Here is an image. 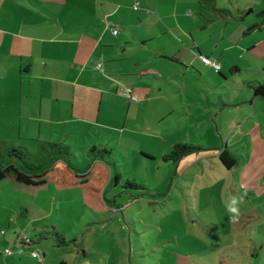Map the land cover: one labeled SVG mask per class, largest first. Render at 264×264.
<instances>
[{
	"label": "crops",
	"instance_id": "obj_1",
	"mask_svg": "<svg viewBox=\"0 0 264 264\" xmlns=\"http://www.w3.org/2000/svg\"><path fill=\"white\" fill-rule=\"evenodd\" d=\"M199 2L0 0V130L15 132L14 139L1 142L33 154L47 142L66 145L77 170L91 164L86 154L91 146L106 148L121 177L119 156L127 162L129 155L151 161L156 153L162 157L174 144L184 143L173 134L174 127L215 131L227 140L235 135L237 147L252 156V133L264 132V98L254 97L252 90L256 84L264 87V0H215L216 9L230 13L226 18L200 8ZM199 55L220 65V86L205 75ZM120 87L130 88L138 101L120 95ZM224 111L229 112L222 116ZM225 159L230 161L227 152ZM258 163L240 177L245 190H264V181L256 180L264 171V155ZM217 166L229 172L237 167L227 169L221 161ZM112 176L106 197L116 205L122 194L117 196L119 187L108 190ZM61 194L68 196L61 199ZM75 198L84 214L79 215L84 229L78 240L73 233L66 239L63 230L53 227L64 212L58 204L75 203ZM115 208L94 215L83 207L77 190L0 182V264L63 262L53 233L77 246L84 238V248L71 256L79 264H108L112 255L98 251L96 263L91 261L86 237L96 225L104 228L105 240L117 253L115 264H123V242L137 233L133 222L123 219L130 227L127 235ZM260 219L258 226L264 225ZM26 233L30 244L18 253ZM33 247L41 251V261L31 257L38 252Z\"/></svg>",
	"mask_w": 264,
	"mask_h": 264
},
{
	"label": "rangeland",
	"instance_id": "obj_2",
	"mask_svg": "<svg viewBox=\"0 0 264 264\" xmlns=\"http://www.w3.org/2000/svg\"><path fill=\"white\" fill-rule=\"evenodd\" d=\"M207 68H204L205 75L218 80V72ZM219 81L215 83L216 87L221 85ZM228 112L224 111L222 116ZM191 127H174L172 132L182 137L179 142L198 146L201 150L188 154L176 164L163 162L157 153L153 160L143 162L132 159L130 155L128 162L122 156L118 157L122 177L134 179L145 188L116 197L117 217L124 223L127 235L130 227H126L123 219L131 220L137 233L132 232L131 238L123 242L126 247L123 264H264V225L258 226L260 217L264 218V190L248 191L240 184V177L251 173L264 155V132L258 130L252 133L256 140L253 141L255 145L251 148V156L247 149L237 147L239 143L235 142V135L228 141L225 137L221 139L215 131ZM209 134L217 137L213 139ZM14 137V131L0 130V146L19 147L11 142L4 143ZM163 151L165 148L161 147ZM220 151L227 152L228 159L235 162L237 167L233 165L234 171L217 166ZM72 164L76 168L79 166L74 162ZM83 165L81 162L80 167ZM256 180L259 183L264 181V171L256 176ZM110 189L111 183L108 186ZM245 192L244 201L238 205L239 218L233 222L227 205L232 197H239ZM61 195V199L68 196ZM76 200L75 203L70 199L66 204H58L64 212H59V223L53 227L63 230L66 239L72 233L76 240L80 239L81 229H84L79 218L83 213ZM92 230L86 237L92 253L91 261L96 263L98 251L106 256L112 255L108 264H115L117 253L111 242L105 240L108 235L104 228L96 225ZM3 233L1 231L0 235ZM26 235L21 234V241ZM119 236L122 242L121 234ZM81 240V246L73 244L74 241L57 246V254L62 255L63 262L79 264L71 256L76 255L77 249L84 248V238ZM121 242H117V246H123ZM35 243L36 247L37 241ZM41 243L45 244L42 240ZM35 247L41 255L39 248ZM56 257L53 255L52 258Z\"/></svg>",
	"mask_w": 264,
	"mask_h": 264
},
{
	"label": "trees",
	"instance_id": "obj_3",
	"mask_svg": "<svg viewBox=\"0 0 264 264\" xmlns=\"http://www.w3.org/2000/svg\"><path fill=\"white\" fill-rule=\"evenodd\" d=\"M200 8L212 11L222 18L230 17L227 10H218L215 0H200ZM264 17V12H262ZM254 97L264 98L262 84L252 86ZM201 148L186 143H176L162 156L165 163L176 164L183 157ZM91 164L85 170H77L71 166L73 154L63 144L47 142L41 144L36 153H30L22 147L0 146V182L8 181L23 187L50 186L57 192L77 190L85 209L94 215L105 214L109 208L116 207L114 200L106 197V186L119 187L117 196L133 190H145L144 186L133 179H122L118 167L109 149L91 146L87 151ZM151 159L149 156H145ZM220 161L230 169L234 161L225 159V152L219 154ZM115 199V197H114ZM44 237V234L42 235ZM54 242L62 246L63 241L57 233H53ZM59 264H64L63 262Z\"/></svg>",
	"mask_w": 264,
	"mask_h": 264
},
{
	"label": "built area",
	"instance_id": "obj_4",
	"mask_svg": "<svg viewBox=\"0 0 264 264\" xmlns=\"http://www.w3.org/2000/svg\"><path fill=\"white\" fill-rule=\"evenodd\" d=\"M136 8L137 7H135V9ZM112 33L114 35H116L117 34V31L116 30H113ZM198 58L201 61V63L203 65H205L206 67H209L211 69H214L217 72L220 71V65L216 61L212 60L211 58H209L207 56H203V55H199ZM100 69H101V63H98L96 65V70H100ZM118 92H119L120 95H122L123 97H125L126 99H128L130 102H137L138 101V98L132 93V90L130 88L120 87L118 89ZM29 244L30 243H29L28 238L27 237H24V239L22 240V246H20L16 251L18 253L23 252V248L29 246ZM5 255L10 256V255H12V253L10 251H6L5 252ZM31 257L33 259L38 260V261H41L42 260L41 259L42 256L39 253H37V252H32L31 253Z\"/></svg>",
	"mask_w": 264,
	"mask_h": 264
},
{
	"label": "clouds",
	"instance_id": "obj_5",
	"mask_svg": "<svg viewBox=\"0 0 264 264\" xmlns=\"http://www.w3.org/2000/svg\"><path fill=\"white\" fill-rule=\"evenodd\" d=\"M247 193L245 192L243 195L239 197H232L229 204L227 205V211L230 213V219L233 222H236L239 218V207L238 205L244 201L245 196Z\"/></svg>",
	"mask_w": 264,
	"mask_h": 264
}]
</instances>
